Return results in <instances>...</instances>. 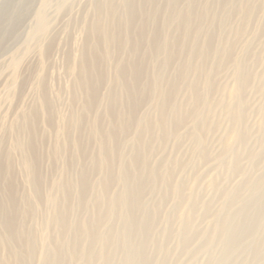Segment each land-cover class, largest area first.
Here are the masks:
<instances>
[{
    "label": "rangeland",
    "instance_id": "obj_1",
    "mask_svg": "<svg viewBox=\"0 0 264 264\" xmlns=\"http://www.w3.org/2000/svg\"><path fill=\"white\" fill-rule=\"evenodd\" d=\"M107 1L0 0V167L6 164V169L0 174V200L9 191L7 183L12 179L15 184L9 192L16 199V209L19 212L17 217L25 214L26 209L29 210L27 218H22V223L19 222L15 227L18 234L22 226L27 227L35 242L36 250L34 249L29 263L86 264L88 249L81 252L77 259L71 260L67 255V247L61 258L53 239L57 238L58 210L64 213L68 222L73 221V224L88 221L91 217V202L99 192V184L105 175L102 157L105 152L112 155L109 152L112 149L110 141L107 146H100L98 139L91 138L89 130L94 125L97 129L99 126L100 129L111 127L118 141L116 148L113 144V148L119 152H116L118 156L112 167L115 178L109 189L111 195L122 192L123 183L117 176V168L119 165H130L134 148L140 151L148 165L159 174L164 175L170 171V183L177 185L179 190L163 195L165 187L160 182L152 183L144 176V210L150 214L158 209L154 214L155 223L148 239L141 242L132 238L133 241L130 240L127 245L120 243V236L117 235L111 238L113 243L110 246L95 243L92 247L94 256L89 264H105L97 252L109 248L112 249V256L107 264H125V255L132 245L149 259V264H264V212H256L259 207H264V129L260 127L264 107V0ZM189 3L192 5L190 21L193 27L200 25L202 31L197 35L190 33L187 38H183L175 23L166 29L164 20L175 8L186 10ZM99 5L103 7L102 13L97 12ZM111 7L114 8V14L107 21L106 14H109ZM125 8L134 13L130 19L131 27L122 34L123 38L113 43V55L110 59L96 55L105 79L99 86L94 112L87 116L83 125L77 124L75 121L82 112L85 100L77 85L79 66L85 61V56H91L95 50L90 26L98 17L102 18V28L109 23L124 22ZM244 9H250L246 20L240 15V11ZM141 29L145 30V34L139 37L137 33ZM155 32L159 33L157 45L166 37L172 42L171 49L175 53L163 73L164 81L160 86L161 92L177 89V94L171 95L169 99L171 106L176 105L178 114L169 108L168 116L175 119L183 114L184 117L183 127L179 130L180 136H172L166 143H161L157 138L158 129L155 125L158 113L154 106L161 95L158 91L147 89L154 65L161 60V57H153L148 50V40ZM223 37L232 45V59L224 60L218 52H206L202 49L205 61L194 59L186 82L177 81L176 74L188 59L191 43L201 47L206 43L213 46L221 43L220 46H224L223 41L221 42ZM125 38L130 39V44L126 47ZM129 48L136 50L133 53ZM235 59L241 61L244 69L254 75L244 93L246 114L238 126L240 130L248 131L247 139L245 142H235L232 135L228 136L226 133L230 128V117L224 113L223 106L215 107L213 121L218 127L207 135L206 144L211 158L204 163L194 153L191 135H188L194 122L187 116L192 100L186 83L198 78V88L201 90L203 72L209 68L212 60L221 61L223 68L217 76L216 90L210 98L212 101L219 98L224 101L220 86L233 85ZM132 62L138 63L141 70L139 92L143 103L139 106L137 119L147 118L149 121V128L144 131L139 142L135 132L136 123H131V131L128 133L119 132L121 115L126 108L119 101L122 90L117 85L115 69L119 64L123 65L126 68L123 78L125 81L130 80L129 67ZM110 90L112 97L118 102L111 118L107 113ZM96 115L97 122L93 118ZM31 125L34 137L38 140L37 150L33 151L37 155L36 162L38 161L35 168L29 149ZM77 132H82L80 134L86 140L85 155L77 153L69 142V137L76 136ZM222 139L232 146V150L226 154L221 152ZM235 162L241 167L240 173L232 170ZM34 169L39 176L37 182L34 181ZM84 173L90 183V189L86 193L89 200L87 209L77 199V183ZM212 180L214 184L209 186ZM66 182L71 185L68 208L63 206L60 199ZM137 182L139 181L134 177L133 184ZM150 185H154L152 192L148 190ZM182 193L190 197L179 201ZM1 201L4 203V200ZM129 212L127 213L133 216L138 214ZM4 216H1L0 222ZM185 216L190 218L191 236L186 247L181 243ZM240 223L251 227L250 235L240 239L234 249L227 253L224 248L228 232H215L214 226L226 224L231 233L232 227L234 229ZM123 226L122 219L112 216L101 226L100 231L103 235H108L110 230ZM1 227L0 225V238L3 239L5 233ZM167 231L168 236L165 234ZM71 236L74 237V231H67L66 240L70 243L73 240ZM83 238L81 236L82 242ZM18 247L23 251L21 245ZM0 249L1 263L14 264L8 247L1 246ZM255 249H258L257 254ZM133 264L142 263L136 259Z\"/></svg>",
    "mask_w": 264,
    "mask_h": 264
},
{
    "label": "bare ground",
    "instance_id": "obj_2",
    "mask_svg": "<svg viewBox=\"0 0 264 264\" xmlns=\"http://www.w3.org/2000/svg\"><path fill=\"white\" fill-rule=\"evenodd\" d=\"M110 1L111 0H108L107 2L110 3ZM191 7L192 5L191 3H189L186 10L176 9V8L173 9L174 11L172 13L170 12L171 14L169 15L167 14V16H165L164 27L168 29L169 26L172 25V23H175V25L180 30V34L182 35L183 38H187L190 33L191 34L194 33L196 35L199 34L202 31L201 26L196 25L195 27H193L190 21V17L192 14ZM97 12L102 13L103 7L100 5L97 6ZM262 13L264 15V8L262 9ZM113 14H114V8L111 7L109 14H106L107 21L110 20V16H112ZM249 14H250V9H244L240 11V15L243 20H246ZM124 15H125L124 22H121L120 24L109 23L108 26L105 28H102L101 23L103 22H101L102 20L101 17H98L94 22L92 21L93 24L92 26H90L91 27L90 34L95 40V45H94L95 50L91 56H85V61L82 62L79 66L77 85H78L79 90L85 96V100L82 106V112H80L81 114L77 116V119L75 121V123L77 122V124L83 125L87 116L90 115L92 112H94L95 105L97 102L98 89H99V86L102 84L103 80L105 79V75L103 71L100 69L99 67L100 65L96 60V55L99 54L97 56L102 55V57H104L105 59L106 58L110 59L113 55L112 54L113 43L115 42L117 43V41L120 38H123L124 36L121 37L122 34L125 31H127L128 28L131 27L132 23L130 19L134 15L133 11L128 8H125ZM211 20H213L214 22L213 18H210V21ZM144 34H145L144 29H141L137 33L139 37L144 36ZM158 37H159V33L155 32L152 34L151 38L148 40L149 42L148 50L150 54L155 58L160 59L161 57V60H159L154 65V72L151 74V77L149 79V84H147L149 88L147 89H150L152 91H158L161 95V99H159V102L157 101L156 106H154L156 107V111L158 113V120L156 121L155 125L157 126V129H158L157 138L159 139L161 143H164V142L166 143L168 138L172 136L173 137L180 136L179 130H181V128L183 127L184 117H183V114H180L179 117L175 119H170L169 117L170 115L167 113V110L170 108V111L172 109V111H174L176 115L178 114L176 105L172 104L171 106V100L169 99L171 98V95L173 96L177 94V89L172 88L169 92H161V89H160V86L162 82L164 81L163 73L167 69V66H169V63L171 62V60L174 58L175 53L171 49L172 42L166 37L162 40V42H160V44L157 45ZM124 41H125V47L128 44H130V39L125 38ZM124 41H121V42H124ZM222 41H223L224 46L223 45L220 46L221 43L214 45V46L209 43H206L201 47L198 44L191 43V46L188 49V59L183 63L181 71L176 74L177 81L181 83L186 82V76L192 70V62L194 59H198L200 60V62L205 61L206 57L203 54L204 51H202V49H204L206 52L216 51L218 52V54H220L223 57L224 60L232 59L231 43L228 42L226 38L224 37L222 38L221 42ZM129 50L131 51L133 50V53H134L136 49L129 48ZM233 62H234L233 63V73H232L233 82H234L233 85L232 86H226V85L220 86V92L225 97V98L223 97L224 101L222 100V98H219L215 101H212L210 98V95L214 93V91L216 90V86H217L216 79H217V76L220 75V72L222 71V68H223V64L221 61L212 60L210 62L209 68L203 72L202 76L204 80L202 82L201 90H199L198 88V84H199L198 78L186 83L188 90H189L190 98L192 100V107L190 108L187 116H189L192 122H194V124H192L193 125L192 130L189 131L188 135H191V141L193 144L194 153L196 152L198 159L204 163H207L211 158L209 149L206 144L207 135L209 133H212L218 127L217 124L213 121V118H215L214 116L215 107H218L220 105L223 106L224 113L226 114V116L230 117V128L226 134H228V136L232 135L235 138V142H245L247 139L246 135L248 131L246 129L240 130L238 126L241 124V122L243 121V117L246 114L244 93L248 85L251 83L254 75L252 74V72H248L244 69L241 61L235 59ZM125 73H126V68L123 65L119 64L115 69V74L117 77V85L122 90V96L120 97L119 101L121 100L120 102L124 105L126 109H125V112H122V115L120 114L121 123L119 127L120 130L119 129L118 130L122 134L128 133L129 131H131L130 125H132L133 123H136L135 132L137 134L136 138L139 142L141 141V137L144 131L147 129L149 125V121L147 118L145 119L143 118L140 120L137 119L139 106H141V104L143 103V98L141 97V94L139 92L140 75H141L139 64L132 62V64L130 65L129 67V73L131 77L130 80L129 79L126 81L124 80L123 76L125 75ZM111 93H112V90L109 91V97H108L109 106L107 109V113L109 114L110 118L114 116L116 112V105L118 103L116 100H114ZM93 118L94 119L96 118V122H97L98 115L93 116ZM129 121H130V124H129ZM260 121H261L260 127L264 129V107L261 111ZM89 132L91 134V135L89 134L91 138L95 140L96 139L99 140L100 146H107V142L110 141L112 143V147H111L112 149L109 152H112V155H110V153L107 154L105 152L104 156L102 157V167L105 169V175L99 184L100 186L99 192H97L95 197L92 199V202H91L92 205L90 206L91 207L90 219L88 221L84 220L85 222L81 221V222L73 224V221L72 223L68 222L65 216L63 215L64 213H61L58 210L57 211L58 213L56 215L57 238L53 239L55 248L59 256L61 255V258H63L62 255L64 253L65 248L67 247L69 249L67 248L68 252L67 251L66 252H67L69 259L71 260L77 259L81 255V252L83 251L85 252V250L88 249L89 253L86 256V260H85L86 264H89L91 259H93L94 250H92V247H93V244L95 243H101L100 245L101 246L104 245L105 247L110 246L112 242L111 238L117 235L120 236V243H123V244L129 243V241L132 240V238H135L141 242L146 241L148 239L149 232L152 230L154 223H155L154 214L158 211V209L151 211L150 214H147V212L144 210L143 195L146 190L145 183L142 182L144 181V178H143L144 176L146 179L151 180L152 183L160 182V184L163 185V187H165L163 191V195H166L167 192H170V191L176 192L179 190L177 185L170 183V179H171L170 171H168L164 175L159 174L155 168L148 165L144 156L143 157L141 156L140 151L138 149L137 151L136 148H134L132 152L133 155L131 156V160H129L130 165L129 166L119 165V167L117 168V176L119 180L123 183V189L121 190L122 192L120 194L111 195V193H109V189H110L111 183H113L112 182L113 179L115 178L113 176L114 173H113L112 167L114 166V163L116 161L115 157L118 156V153L116 152H119V151H116L115 149L117 146V142H118L116 139L115 131L111 127L108 129H100V126H99V128L97 129L94 127V125H92L90 127ZM80 133H78L76 136H70L69 142L77 150V153L85 155L86 152L84 151V143H85L84 141L86 140L85 138L83 139V136ZM29 140H30L29 149H31V152L33 155L32 158L34 159L33 163H34V168H35L37 167L38 161L36 162L37 155H34L33 151L36 152L37 150L38 140L35 139L34 137L32 125L30 127V139ZM224 140H223V144L221 145V152L223 154H226L232 150V146L228 143H224ZM113 144L115 145V148H113L114 146ZM69 155H70V152H69ZM5 165L0 167V174L6 169ZM232 170L236 173H240L241 167L239 164L235 162L234 165L232 166ZM134 177H136V179L139 181L137 182V184L135 183L133 184ZM38 178L39 176L34 169V179H35L34 181L37 182ZM14 184L15 183L13 182L12 179L8 181L7 188L8 189L10 188L9 191L12 190ZM213 184L214 182L212 180L210 181L209 186ZM65 186L66 187L64 188L62 198L60 199L63 202V206L68 208L69 199L71 198L70 196L71 195V189H70L71 185L67 183ZM77 186H78L77 199L78 201H80L82 207L83 208L85 207L87 209V207H89V204H88L89 200H88V195L86 193L90 189V183L88 179L86 178L85 173L80 178L79 182L77 183ZM148 190L149 192L154 191V185H150V187H148ZM9 191L5 194L4 198L1 199V200H4V203L3 201L0 200V218L2 215L6 216V217L4 216L3 220L0 222V225L2 226L1 228L5 233V236L3 237V239L0 238V247L5 246V245L8 247L7 250L13 257L14 264H30L29 260L34 255V251L36 250L35 242L33 241L31 233L27 229V227L22 226L20 230L21 232L19 234L15 230L16 225L19 222L22 223L21 219L22 218L24 219L26 216H28L29 210L26 209L25 214L20 215V217L18 218L17 216L19 215V212L16 209V205H17L16 199H15L14 194ZM187 196L190 197V195L188 194ZM187 196L182 193L179 201L182 198L185 201L186 198H188ZM129 211H134L135 213H138V214L134 216L129 215L128 214L130 213ZM256 212L257 213L264 212V207H259L258 210H256ZM240 214H242V212ZM112 216H115V217L117 216L119 219H122L124 221V226L121 227L120 229L116 228L117 230L116 229L110 230V233L109 234L107 233L108 235H103L102 232L100 231V229H102L101 226L103 227V225ZM183 219H184V223H183V230H181L182 231L181 243L183 244V246L186 247L188 246L191 240L190 231H189V228H190L189 219L190 218L189 216H185V218ZM78 220H80V218ZM214 227H216L215 232H218V233L222 232L224 234L228 232L227 233L228 237L225 240L226 246L224 248L226 249L227 253L234 249L235 244L238 241H240V239L247 238L251 232V227H248L247 225H244L241 223L238 225L236 224L234 229L232 227L231 233H229L230 230L226 224L218 225ZM70 230L74 231V237L71 236L73 240L70 239L72 240L71 243L66 240L67 231H70ZM131 232H136V233H131ZM1 233H0V236H1ZM165 234L166 236H168L169 232L167 231L165 232ZM81 236H84L83 242L81 240ZM84 240L86 241L84 242ZM18 245H21L23 247V251H20V249H18L19 248ZM257 253H258V249H255V254ZM97 254L101 258V260L105 264H107L112 256V249L111 248L104 249L101 252H97ZM136 259L140 260L142 264H149V259L145 257L144 254L141 253V251H139L137 247H135L134 245L129 246V250L127 251L125 255V264H133V261ZM0 264H2L1 261H0Z\"/></svg>",
    "mask_w": 264,
    "mask_h": 264
}]
</instances>
